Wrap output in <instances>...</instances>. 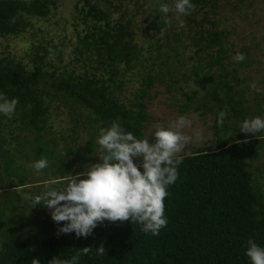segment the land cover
<instances>
[{
    "label": "trees",
    "instance_id": "16d2710c",
    "mask_svg": "<svg viewBox=\"0 0 264 264\" xmlns=\"http://www.w3.org/2000/svg\"><path fill=\"white\" fill-rule=\"evenodd\" d=\"M191 2L195 8L207 7L212 12L218 4V0ZM85 3L79 14L83 28L77 31L73 49L77 71L49 70L45 67L49 63L48 51L39 54V48L31 68L9 54L0 55V94L9 100L18 99L11 118L0 113V264H50L54 258L71 259L85 247L91 251L81 254L78 264H251L246 255L249 239L264 247V190L254 182L250 166L257 149L264 144V132L244 133L239 128L248 119V110L236 97L239 91L232 83L239 80L236 70H229L224 63L227 33L207 28L205 23L214 24L207 13L197 22L192 11L185 18L191 22L189 31L194 23L199 27L197 31L182 33L187 42L180 35L172 34V37L167 27H172L173 22L165 23L164 14L157 12L159 4L167 2L155 0V18L165 33L157 38L156 54L147 50L148 56L142 59L156 65L153 59L157 58L159 70L147 67L139 90L134 92L138 100L133 102L134 108L127 107L120 101L119 91L129 81L128 75L137 69L142 56L126 32L131 19L115 20L106 8L88 0ZM55 8L56 0H0V36L20 35L36 19L45 18ZM188 47L194 48L189 58L196 61L188 73L181 72V75L187 80L193 79L207 99L203 97L194 106L185 102L180 108L215 112L212 127L217 135L216 147L198 148L196 152L181 155L183 162L177 168L178 179L168 187L169 195L165 198L167 226L159 235H152L143 232L142 225L131 219L105 220L87 237L78 238L75 232L58 234L62 225L55 226L52 210L44 205L30 207L32 199H26L28 191L23 188L36 180L22 179L20 174L14 180L12 176L17 171L11 173L13 167L21 170L24 157H41L46 152L50 158L54 156L50 140L42 134L47 130L49 104L62 102L75 115L84 108L94 114L95 122L101 121L102 128L116 121L125 131L143 139L146 117L145 105L140 99L155 82L164 83L168 76L171 81L177 80L171 75L176 68L169 67L166 57L171 52L185 54ZM240 53L245 54L243 50ZM192 99L193 96L189 98ZM221 110L235 122L219 125ZM13 125L34 133L33 141L29 144L26 138L22 142L18 135L5 138L4 129ZM224 130L232 132L226 135ZM94 146V141L89 140L87 151L92 152ZM72 153L80 154L78 150ZM55 155L59 160L61 154ZM69 164L52 173V179L64 181L60 182L63 186L69 178ZM137 164L142 170V161ZM27 209L30 212L24 214ZM49 226L52 233L44 231ZM101 245L105 252L98 255L97 248Z\"/></svg>",
    "mask_w": 264,
    "mask_h": 264
},
{
    "label": "rangeland",
    "instance_id": "374dc122",
    "mask_svg": "<svg viewBox=\"0 0 264 264\" xmlns=\"http://www.w3.org/2000/svg\"><path fill=\"white\" fill-rule=\"evenodd\" d=\"M96 3L98 6L106 8L111 18L124 21L130 18V25L126 30L129 37L137 44L142 54L140 63L132 75H128L129 81L126 82L119 91V99L127 107H132L133 102L137 101L134 92L139 90L142 76L147 67H153V71H158L157 65L159 60L154 58L156 65H151L149 59L143 60L148 56L147 50H152L155 55V46L157 38L163 36L165 29L160 26L158 19L155 18V0H88ZM167 4L173 5L175 0H166ZM86 7L85 0H56V8L51 14L42 19H36L29 29L15 37L0 36V55L9 54L15 59H19L31 68L34 59H37V50L39 54L48 51L45 67L49 70L56 69L58 71L78 70L75 62L73 51L77 44V31L83 28V22L80 19V8ZM159 11V7L157 12ZM193 15L198 22L204 13L208 18L214 21V24L205 23L210 29L223 30L227 33L225 39V47L227 53L224 63L229 70L234 68L239 80L237 83L232 81L235 89L239 91L238 96L244 107L247 108V118L252 119L257 116L264 118V0H218L217 7L212 12L207 7L195 8ZM160 12V11H159ZM172 20V27H167L168 32L181 36L184 42L188 38L184 34H193L199 28L195 23L193 29L189 31V22L185 16L184 25L180 26L179 21L175 19L174 13L168 14ZM161 28V29H160ZM184 33V34H182ZM194 48L188 47L185 54L181 52L177 55L175 52L169 53L171 56L166 57L169 60V67L176 68L171 75L176 77V81L166 77L164 83L155 82L149 89L148 94L140 99L145 107V122L143 128V139L154 142V133L158 127H169L180 116H185L192 121V128H185L186 134L192 135V141L178 155H187L196 152L198 148L204 150H212L215 146L216 134L212 125L215 122V112L208 110H182L180 107L185 102L194 104L207 99L204 96V90L198 86L193 79L187 80L181 75V72L188 73L191 65L196 61L190 59L189 55L193 54ZM243 50L246 59L243 62H236L233 57ZM176 61V62H175ZM247 62V63H245ZM76 64V65H75ZM166 69L162 71L165 73ZM218 70V69H217ZM255 82L260 91H256L250 87ZM193 96L192 100L189 98ZM56 106V107H55ZM79 115L72 113L71 108L65 106L62 102H51L48 107L47 130L43 132L44 138L50 140V146L53 147L54 156L49 157V153L40 156L24 157L21 161V170L12 168V179H17L20 174L21 178L36 180L35 183L27 185L23 188L27 192V197L34 195H43L52 188L61 189L64 181L52 179L53 172L67 164L69 168V179L80 173H84L92 164L102 162L98 155L102 149L97 143L101 121H94V114L84 108L79 109ZM78 118L77 121L74 120ZM225 122H235L233 118H225ZM241 124H239V127ZM200 136L195 135L196 132ZM229 135L231 130L223 131ZM18 135L22 142L29 138V144L33 141L34 133L27 129H18L14 125L10 129H4L3 136L5 138H13ZM94 141V150L87 151V142ZM14 143V142H13ZM34 144V143H33ZM12 145L7 144V147ZM36 147V145H35ZM70 150V152H68ZM78 150L79 155L75 156L72 151ZM63 155L67 160V164L63 163V157L59 155V160L55 154ZM75 158V159H74ZM12 159V157H11ZM22 159V158H21ZM47 159L48 167L39 173L32 167L34 161ZM142 157L134 158V162H141ZM253 171V180L264 190V144L257 149L256 158L250 162ZM16 173V172H15ZM14 179V180H15ZM13 180V181H14ZM9 182V181H8ZM16 182V181H14ZM55 182V183H53ZM32 201L30 207H33ZM35 207V206H34ZM30 212V209L24 211V214ZM66 222L55 224L64 226ZM29 225V224H28ZM34 225H30L33 227ZM60 227V228H62ZM50 226L45 232L52 233ZM28 232V231H26ZM34 232V231H33ZM39 232V230H38ZM58 233V231H57Z\"/></svg>",
    "mask_w": 264,
    "mask_h": 264
},
{
    "label": "clouds",
    "instance_id": "9594fccd",
    "mask_svg": "<svg viewBox=\"0 0 264 264\" xmlns=\"http://www.w3.org/2000/svg\"><path fill=\"white\" fill-rule=\"evenodd\" d=\"M195 7L191 0H175L173 5L159 4V11L164 14L165 23L171 25L168 14L174 13L175 19L183 26L181 17L190 15ZM245 59L243 53L233 57L236 62ZM250 87L260 91L255 82ZM17 104L18 99L9 100L0 94V113L5 116L11 118ZM226 115L225 110L219 112V125L224 124ZM185 128L191 129L192 121L180 116L169 127H158L154 142H149L148 139L136 138L114 121L110 127L99 130L97 143L102 152L98 156L102 162L72 176L61 189L47 186L49 190L43 195L26 199H32L34 206L44 205L51 209L55 222H66L58 229V234L75 232L78 238L87 237L105 220L124 222L131 219L133 223L142 225L143 232L159 235L168 223L165 216L168 187L178 179L177 168L183 162V157L178 154L192 141V135L183 131ZM239 128L244 133L264 132V118L245 119ZM195 135L199 137L200 133L197 131ZM137 157H142V170L134 162ZM30 167L39 173L48 167V161L40 159ZM248 245L246 255L251 264H264V247L252 239H249ZM90 251V247H85L71 259L54 258L50 264H78L80 255H87ZM104 252L103 245L97 248L98 255Z\"/></svg>",
    "mask_w": 264,
    "mask_h": 264
}]
</instances>
